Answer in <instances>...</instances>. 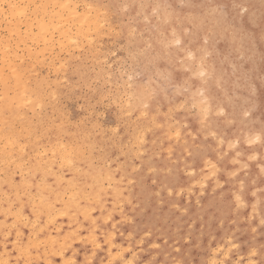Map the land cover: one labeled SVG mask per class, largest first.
<instances>
[{
  "label": "rangeland",
  "instance_id": "1",
  "mask_svg": "<svg viewBox=\"0 0 264 264\" xmlns=\"http://www.w3.org/2000/svg\"><path fill=\"white\" fill-rule=\"evenodd\" d=\"M99 2L107 19L99 38L89 33L93 48L84 44L71 55L54 49L58 61L49 69H38V78L48 80L49 95L36 108L34 118L55 120L54 130L56 121L62 119L65 129L82 141L83 169L95 171L106 190L113 189V178L119 174L130 180L138 193L135 199L142 202V210L130 215L129 243L138 259H152L155 264H208L211 259L213 264H264L258 245L264 241L260 215L264 149L247 155L239 151L242 146L256 148L257 142L244 141L249 135L248 122L264 121V102L259 97L260 90L264 92V64L256 72V47L244 45L252 30L260 31L264 43V5L254 11L256 21L252 22L253 14L251 22L245 21L239 41L231 47L230 37L249 10L239 0ZM0 21V38L4 37L1 62L10 38L3 16ZM20 49L28 59V48ZM199 65L204 71H196ZM209 91L217 92L223 114L199 112L200 103L204 106L210 99ZM141 110L142 121L152 129L146 133L157 136L159 130L167 129L165 139L176 136L183 140L182 145L190 144L193 152L205 150L209 159L203 163L216 173L207 177L187 162L177 176L176 159L167 160L169 149H161L159 137L143 160L153 172L146 171L139 159L144 152L133 153L137 147L130 127ZM26 112L32 116L31 111ZM214 121L222 124V131L213 128ZM232 121L239 126L236 141L228 146L224 134ZM163 156L173 166L170 177L160 172ZM185 158L182 155L178 160ZM181 179L184 186H180ZM227 196L232 200L227 201ZM152 232L156 236L149 240ZM251 247L257 251L250 252Z\"/></svg>",
  "mask_w": 264,
  "mask_h": 264
},
{
  "label": "bare ground",
  "instance_id": "2",
  "mask_svg": "<svg viewBox=\"0 0 264 264\" xmlns=\"http://www.w3.org/2000/svg\"><path fill=\"white\" fill-rule=\"evenodd\" d=\"M239 1L246 6L249 2ZM254 1L248 4L245 20L242 24L238 22V30L230 37L231 47L239 41V29L244 28L245 21L251 22V15L258 10V5H264V0ZM79 4V0H0V17H4L10 38L6 40L7 49L1 53L3 57L0 62V264H155L152 259H138L130 247V215L142 210L141 198L140 203L135 199L138 193L130 180L124 174H119L113 178V189L106 190L95 171L83 169L85 155L81 151L82 141L65 129L62 119L56 121L58 125L54 130L55 120L34 118L36 108L41 107L49 95L46 90L48 80L38 78V69H49L57 60L58 53L54 49L71 55L81 50L84 44L92 47L89 33L93 32L99 38L98 35L105 32L107 18L99 0H83L81 7ZM4 7L7 11H4ZM254 20L253 14L252 22ZM1 38L4 39L2 35ZM1 38L0 50L3 48ZM260 38V31L252 30L244 42L246 47H256V72H260L264 64V43ZM22 46L28 48V59L21 53ZM198 67L196 71H204L202 65ZM209 95L210 99L204 106L199 101L202 106L199 112H204L203 115L208 113L209 116L223 114L224 108L217 104V92L209 91ZM259 97L264 102L262 90ZM26 110L31 111L32 116ZM142 113L141 110L136 116L138 120L130 122V127L132 141L137 147V152L133 153L144 152L141 156L143 159H139L146 171L153 172L152 168L149 169L148 161L143 163V160L149 156L154 139L159 137L162 140L161 149H169L170 158L167 160L176 159L173 166L177 176L184 172L187 162L197 167L202 175L207 174V177L216 173L214 170L208 171L207 164L203 163L209 159L205 150L193 152L190 144L184 142L182 145L180 142L183 140H178L176 136L175 139H165L167 129L166 132L159 130L157 136L146 133L149 126L142 121ZM212 123L214 129L222 131V124L217 121ZM238 126L236 121L230 122L229 131L224 134L228 146L232 145ZM246 131L249 135L244 141L257 142L254 145L256 148L242 146L239 151L247 155L252 150L264 149V121L248 122ZM169 136H172L171 133ZM171 140L174 143L168 144ZM182 155L186 156L184 161L178 160ZM163 160L160 172L170 177L173 166L164 156ZM181 181L180 186H184L186 182ZM231 200L227 196V201ZM145 212L148 214L151 211L148 209ZM260 215L264 218V200ZM153 236H156L155 232L150 233L149 240L154 239ZM258 243L264 259V241ZM249 251L253 253L257 250L251 247ZM172 263L179 264L175 261ZM207 263L213 264V260Z\"/></svg>",
  "mask_w": 264,
  "mask_h": 264
}]
</instances>
